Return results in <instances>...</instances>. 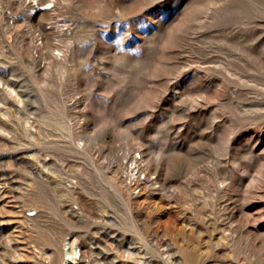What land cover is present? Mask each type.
<instances>
[{
	"label": "rangeland",
	"instance_id": "obj_1",
	"mask_svg": "<svg viewBox=\"0 0 264 264\" xmlns=\"http://www.w3.org/2000/svg\"><path fill=\"white\" fill-rule=\"evenodd\" d=\"M73 239L90 264H264V0H0V264Z\"/></svg>",
	"mask_w": 264,
	"mask_h": 264
},
{
	"label": "bare ground",
	"instance_id": "obj_2",
	"mask_svg": "<svg viewBox=\"0 0 264 264\" xmlns=\"http://www.w3.org/2000/svg\"><path fill=\"white\" fill-rule=\"evenodd\" d=\"M27 1L31 2V0H27ZM34 3H35V5H38L37 1L34 2ZM47 9H48L47 7L40 8V10H47ZM37 13H38V11H37ZM52 14L53 13H50V11H47V12L41 13L40 17L46 15V16H51V18H53ZM37 50H40V48H38ZM56 58H57L56 55L51 56V59H56ZM41 69H42L41 66H37V71H40ZM84 148H85V146H84ZM140 151L141 150H139V152ZM144 159L145 158H143V156L141 158H138V157H132L131 158V161H132L131 170H130V173H132L130 175L131 182L135 181L137 186L144 185L145 187H149V188L150 187H154V186H156V184H158V181H153L150 178L151 177L150 174L144 172V166H143ZM142 173H144V174L146 173V179L145 180H143L141 178V174ZM118 174H119V177H117V179H116V183H115L116 187L115 188H116V190L119 191L121 189V185H122V182H123V175H122L121 171H118ZM181 178H182L181 175L177 174L176 178H175L176 180H174V181L172 180L170 183H163L161 185L162 190H167V189L172 188L173 194H177L178 190H177L176 186H178V184H180ZM182 179H184V178H182ZM152 191H155V190L152 189ZM83 206L84 205L82 204V209H83ZM71 214H70V216L73 217L74 214L73 213H71ZM186 221L191 223V219L190 218H188ZM45 235H46L45 239H49L50 238V235H47V234H45ZM113 242L117 245V247H121V243L116 239V237L113 239ZM69 244H70V247H69V250H68L67 254L71 257V261L70 260H66V261L63 262V260L61 259V254H62L61 252H57L55 250H49V252L47 251V252L44 253V257L49 261V264H64V263H67V262H68V264H90V260L88 261V263L86 261V259L89 257L90 253L92 252L90 247H88L83 242L78 244L75 239L70 241ZM254 245L257 246L260 251L264 250V241L260 245H258V243H255ZM78 253H79V257H78ZM99 255H101V256H99L98 259H95L94 260L95 262H98V261H101V260H105L107 258L106 255L101 253V252L99 253ZM176 264H197V263L194 260V256L191 253L190 254L186 253V258H185L184 262L183 263L182 262H177ZM204 264H206V263H204Z\"/></svg>",
	"mask_w": 264,
	"mask_h": 264
}]
</instances>
